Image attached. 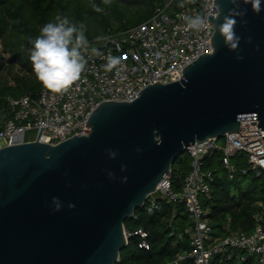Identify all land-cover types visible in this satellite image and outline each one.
Masks as SVG:
<instances>
[{"label":"water","instance_id":"obj_1","mask_svg":"<svg viewBox=\"0 0 264 264\" xmlns=\"http://www.w3.org/2000/svg\"><path fill=\"white\" fill-rule=\"evenodd\" d=\"M213 5L212 51L184 67L180 80H158L133 101L100 103L86 135L0 149V264H117L129 244L126 220L188 147L242 124L258 123L264 138V11L251 0ZM232 8L245 13L236 17V50L217 30ZM53 197L63 202L59 211Z\"/></svg>","mask_w":264,"mask_h":264},{"label":"built area","instance_id":"obj_2","mask_svg":"<svg viewBox=\"0 0 264 264\" xmlns=\"http://www.w3.org/2000/svg\"><path fill=\"white\" fill-rule=\"evenodd\" d=\"M174 0H167L156 8L153 16L136 26L120 32H109L100 39L90 41L85 53L87 64L80 79L66 91L54 92L45 86L34 97H7L11 116L0 121V149L5 146L39 140L57 144L75 134L90 132L86 125L90 114L107 100L133 101L144 88L161 80L168 84L181 79L184 67L193 63L203 53L212 51L211 24L197 32L187 27L185 15L204 13L216 16L218 7L214 0H200L179 11L172 9ZM95 49L96 51H93ZM122 56L119 72L105 70L108 55ZM45 127L39 136L40 128ZM35 131L34 135H29ZM39 136V138H38ZM187 154L192 159V169L184 180L182 190L172 188V173L150 194L144 206L148 214L161 210L160 199L183 205L191 225L181 232L172 231L178 240H188L191 249L180 253L175 263L188 259L194 264H212L217 256L238 264H264V215H255L256 226L252 233L229 229L223 238H214L213 227L201 198L209 196L215 181V171L207 168V157L220 154L223 167L233 178L234 157L241 152L247 155L250 170L260 176L264 172V138L258 123L242 124L239 131L226 133L223 140L210 139L191 145ZM264 208L263 204H260ZM138 219L136 215H133ZM130 237L140 236V248L149 249V233L143 228L128 230Z\"/></svg>","mask_w":264,"mask_h":264},{"label":"trees","instance_id":"obj_3","mask_svg":"<svg viewBox=\"0 0 264 264\" xmlns=\"http://www.w3.org/2000/svg\"><path fill=\"white\" fill-rule=\"evenodd\" d=\"M167 0H0V121L11 116L7 97H36L44 85L37 79L29 59L32 41L41 27L57 15H66L77 24H83L89 41L109 32H120L149 20L157 7ZM200 0H185L192 7ZM172 9L179 11L178 0ZM8 54V58L4 54ZM19 68L21 73L14 71ZM12 76V83L10 81ZM207 168L215 171V181L209 196L201 198L213 227L214 238H223L229 229L252 233L256 226L255 215H264V172L257 176L250 170L247 155L238 153L232 160L233 178L223 167L220 154L207 157ZM192 169V159L183 154L173 165L172 188L178 192ZM161 210L148 214L137 209L133 219L136 227L149 233V249L140 248L142 238H129L128 247L121 251L117 264H194L185 259L175 263L178 255L191 249L188 240H178L172 231L181 232L191 225L183 205L160 199ZM126 220L127 221L129 220ZM125 223V226L127 225ZM264 224V222H263ZM248 258L243 264H251ZM212 264H238L217 256Z\"/></svg>","mask_w":264,"mask_h":264},{"label":"clouds","instance_id":"obj_4","mask_svg":"<svg viewBox=\"0 0 264 264\" xmlns=\"http://www.w3.org/2000/svg\"><path fill=\"white\" fill-rule=\"evenodd\" d=\"M236 3V0H232ZM254 11H264L261 5L264 0H251ZM180 8L185 7V0H178ZM245 13L237 8L229 9V13L223 16V21L217 25V30L224 38L225 44L230 50H236L241 37L236 33L237 19L243 17ZM188 28L194 31H201L207 26L208 16L204 13L185 15L182 17ZM244 22V21H243ZM101 37H97L100 39ZM251 39V38H249ZM90 41L86 35L83 24H77L66 15H57L53 20L46 22L40 29V34L32 41L29 59L37 79L48 89L54 92L66 91L74 82L78 81L85 70ZM93 51H96L93 49ZM242 59L243 57H238ZM122 56L108 55L107 63L102 67L111 71L116 69L119 72V65L122 64ZM140 149H137L139 151ZM109 157L115 158L117 151L106 150ZM126 165H121L123 169ZM110 178L114 173L108 171ZM54 211H59L63 207V202L59 197L52 198ZM69 208H74V203L68 204Z\"/></svg>","mask_w":264,"mask_h":264},{"label":"rangeland","instance_id":"obj_5","mask_svg":"<svg viewBox=\"0 0 264 264\" xmlns=\"http://www.w3.org/2000/svg\"><path fill=\"white\" fill-rule=\"evenodd\" d=\"M0 50H2V46H1V45H0ZM4 55H5V57H7V58L9 57L8 54H6V53H5ZM14 71H15V73H16V72L21 73V71H19V68L14 69ZM9 78H10V81H11V83H12V82H13V81H12V76H10ZM35 133H36L35 131L30 132L29 135H34ZM220 140L222 141V140H223V137L220 138ZM141 209H143V208H141ZM126 224H127L126 227H127L128 229H133V228L136 227V223H135V221H134L133 219H129V220L127 221Z\"/></svg>","mask_w":264,"mask_h":264}]
</instances>
